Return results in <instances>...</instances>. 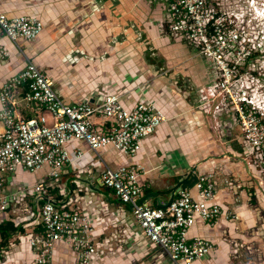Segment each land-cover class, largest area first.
Here are the masks:
<instances>
[{"label": "built area", "instance_id": "built-area-1", "mask_svg": "<svg viewBox=\"0 0 264 264\" xmlns=\"http://www.w3.org/2000/svg\"><path fill=\"white\" fill-rule=\"evenodd\" d=\"M143 1L162 9V17L156 22L159 32L183 42L206 65L209 81L195 91L196 108L213 129L231 131L235 122L242 134L238 137L242 160L250 164L251 146L259 152V162L264 163V134L255 120L256 110L262 116L264 111L249 96L250 74L244 72L250 71V64L254 65L250 61L262 51L256 27L264 18V0ZM42 29L37 18L0 14V30L15 45L19 39H36ZM8 58V50L0 44V63ZM20 106L33 107L35 115L21 118L15 113ZM96 117L102 118L103 123L95 124ZM166 121L153 103L143 100L126 109L116 94L68 104L30 60L19 74L2 85L0 212L12 209L32 218V208L27 204L18 207L14 196L45 199H41L37 212L39 228L27 240L32 254L30 264H53L58 243L76 253V264H97L100 258L122 251L136 234L161 249L170 264H192L216 248L209 241L188 237L196 220L214 224L223 215L228 220L235 218L232 212H225L214 203L218 190L214 173L198 174L192 190H179L171 204L161 209L139 204L141 167L111 168L100 154L102 149L111 148L134 156L142 149L143 140ZM72 141H83L95 155L96 163L87 175L95 177L128 207L116 215L110 233H98L99 225L109 214L103 197L76 182L66 204L57 198L58 181L71 165L67 144ZM73 155L80 159L83 152L75 148ZM18 169L28 173L46 170V177L14 194L5 193L2 189ZM224 183L229 181L225 179ZM237 249L236 246L234 255ZM245 250L249 252L250 247Z\"/></svg>", "mask_w": 264, "mask_h": 264}, {"label": "crops", "instance_id": "crops-1", "mask_svg": "<svg viewBox=\"0 0 264 264\" xmlns=\"http://www.w3.org/2000/svg\"><path fill=\"white\" fill-rule=\"evenodd\" d=\"M0 14L33 17L43 24L36 39H19L17 45L0 30V44L9 53L7 61L0 63V88L30 60L68 104L95 101L109 94L119 95L126 109L143 100L153 103L167 121L143 140L142 149L134 156L102 149L104 162L111 168L141 167V198L153 194L162 202L178 178L194 165H198V174L214 173L218 181L214 203L235 218L228 220L223 215L214 224L195 221L188 237L209 241L216 248L192 264H264V199L257 189L256 169L242 160L236 142L239 138L233 135L226 143L218 140L196 108L195 91L209 81L206 65L183 42L159 32L156 22L162 17L160 7L148 6L143 0H0ZM35 112L33 107L15 109L23 119ZM93 122L100 125L103 120L96 117ZM75 148L83 152L80 159L74 158ZM67 149L71 165L55 191L62 204L67 203L76 179L88 176L96 163L83 141H72ZM45 177L46 170L28 173L18 169L2 191L14 194ZM225 179L229 184L224 183ZM251 184L255 185L252 189ZM93 185L99 188L95 194L107 203L109 214L98 228V233L107 234L116 215L128 207L95 177ZM251 196L256 199L252 201ZM14 198L18 207L27 204L35 215L24 217L12 209L0 212V228L12 226L8 236L0 232V264H30L32 254L27 240L39 228L37 212L42 200L19 195ZM145 204L155 207V200ZM246 247L252 252L254 248L255 254ZM76 263L74 251L56 244L53 264ZM98 263L170 264L161 249L139 234L122 251L106 255Z\"/></svg>", "mask_w": 264, "mask_h": 264}, {"label": "rangeland", "instance_id": "rangeland-1", "mask_svg": "<svg viewBox=\"0 0 264 264\" xmlns=\"http://www.w3.org/2000/svg\"><path fill=\"white\" fill-rule=\"evenodd\" d=\"M256 30L258 31V36H257V40L259 42H262L263 47H262V51L261 53H259V56H256L254 59L252 58V60L250 61L251 63H253L254 65L250 64V91H249V96L250 94L252 95L251 97L254 98L253 101L256 105H258L261 108V111H264V66L259 65V62H263L264 63V18L259 19V24L256 27ZM259 61V62H257ZM251 110V108H250ZM260 111V112H261ZM255 116H256V121L258 122V126L260 127V131L264 134V116H262L263 114H260L257 110H256ZM254 115V113H253ZM250 117H253L252 115ZM212 122V126L215 125V122L213 120H211ZM220 121V120H219ZM208 122V121H207ZM209 126L210 123L208 122ZM211 128V126H210ZM231 136L230 139H232L234 136H242L239 128L237 127L236 123L234 122L231 128ZM210 130H212L213 135H215L218 139H220L223 143H226L225 141H228L229 139L225 138V130L224 128H211ZM229 131V129H226ZM230 132V131H229ZM230 132V133H231ZM238 148V147H237ZM241 148V147H240ZM239 149V148H238ZM259 155V152L257 151H253L251 149L250 146V165L253 166L256 169L257 175H256V180L258 183V190H260L263 199H264V163L259 162V159L257 158V156ZM254 184H251L250 189H252V187H254ZM252 201L254 199L253 196H251ZM256 199V198H255ZM254 199V200H255ZM255 254L254 252V248H253V252L252 250H249V253Z\"/></svg>", "mask_w": 264, "mask_h": 264}, {"label": "water", "instance_id": "water-1", "mask_svg": "<svg viewBox=\"0 0 264 264\" xmlns=\"http://www.w3.org/2000/svg\"><path fill=\"white\" fill-rule=\"evenodd\" d=\"M197 167L198 165H194L190 171L181 175L178 178V180L172 185L165 202H162L157 196L153 194H149V195L142 197L139 200V204H145L148 200L154 199L156 208H161V209L167 208L171 204L176 193L179 190L181 189L182 190H192L193 189L194 185L197 182V177H198ZM76 181L79 182L80 184H83L88 189V191L93 192V193H99V188L93 185V181H94L93 176L79 177L76 179ZM39 199L45 200L42 197H39ZM129 209L131 210L132 207H129Z\"/></svg>", "mask_w": 264, "mask_h": 264}, {"label": "flooded vegetation", "instance_id": "flooded-vegetation-1", "mask_svg": "<svg viewBox=\"0 0 264 264\" xmlns=\"http://www.w3.org/2000/svg\"><path fill=\"white\" fill-rule=\"evenodd\" d=\"M244 72H247V73L250 74V71H247V69H244ZM224 130H225V138L230 139V136H231L232 133L229 132L230 130L229 131L226 130V129H224ZM237 137H239V136H237ZM236 142L238 143V146H239V149H240V153H241V148H240L239 140L238 141L236 140Z\"/></svg>", "mask_w": 264, "mask_h": 264}, {"label": "trees", "instance_id": "trees-1", "mask_svg": "<svg viewBox=\"0 0 264 264\" xmlns=\"http://www.w3.org/2000/svg\"><path fill=\"white\" fill-rule=\"evenodd\" d=\"M10 228H12V226H9V224H7L5 227L0 228L1 234L8 236V234L10 233ZM0 258H1V256H0Z\"/></svg>", "mask_w": 264, "mask_h": 264}]
</instances>
